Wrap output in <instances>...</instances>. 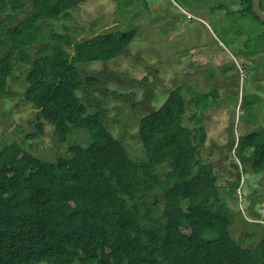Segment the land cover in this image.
Segmentation results:
<instances>
[{
  "label": "trees",
  "instance_id": "trees-1",
  "mask_svg": "<svg viewBox=\"0 0 264 264\" xmlns=\"http://www.w3.org/2000/svg\"><path fill=\"white\" fill-rule=\"evenodd\" d=\"M88 1L0 0V93L6 94L16 66H26L25 101L38 111L37 133H43L45 122L63 143L75 130L90 135L88 146L75 144L70 156L54 162L17 143L0 150V264H264V237L252 248L232 237L219 175L202 159L208 138L204 113L217 106L219 85L195 95L198 112L192 119L200 127L194 128L184 124L188 89L173 90L158 110L140 120L145 159L134 160L105 125V110L89 113L84 100L102 81L84 79L78 66L122 56L137 29L77 40L46 33L43 26ZM241 5L242 11L223 6L225 15L254 16L263 27L258 43L264 49V24L252 0ZM146 92L138 107L155 100ZM124 97L135 98L134 93ZM254 104L249 102L248 109ZM230 148L240 162L236 169L245 173L249 164L254 174L264 173V129L238 141L232 132ZM162 168L169 169L165 176ZM241 178L238 173L231 191Z\"/></svg>",
  "mask_w": 264,
  "mask_h": 264
},
{
  "label": "rangeland",
  "instance_id": "rangeland-1",
  "mask_svg": "<svg viewBox=\"0 0 264 264\" xmlns=\"http://www.w3.org/2000/svg\"><path fill=\"white\" fill-rule=\"evenodd\" d=\"M223 6L229 11L243 10L241 0H90L43 26L46 33L77 40L137 29L134 42L122 56L78 66L84 79L95 76L102 81L84 100L89 113H96L98 107L105 110V125L124 142L134 160L145 159L138 137L140 120L158 110L173 90L188 89L184 94L190 106L184 124L194 128L200 127L192 119L198 112L195 95L209 93L219 85L217 106L204 113L208 138L202 159L212 163L219 175L221 195L232 216V237L252 248L264 237V226L250 221L264 219L259 213L264 209V174H254L249 164L244 166L245 173L236 169L239 161L230 147L232 132L238 141L239 136L264 129V49L258 43V31L263 27H258V20L251 15L228 17ZM26 71V66L17 65L6 94L0 93V150L17 143L42 161L54 162L70 156L69 148L75 144L88 146L86 129L75 130L64 143L48 123L44 122L42 134L37 133L38 111L25 101ZM144 79L146 86H141ZM147 90L155 100L138 107ZM131 93L133 102L121 98ZM77 94L84 98L82 90ZM249 102L255 103L252 109H248ZM168 172L167 168L160 170L163 176ZM238 173L242 176L240 187L245 185L237 193L231 191V185ZM154 201L161 208L160 200Z\"/></svg>",
  "mask_w": 264,
  "mask_h": 264
},
{
  "label": "water",
  "instance_id": "water-1",
  "mask_svg": "<svg viewBox=\"0 0 264 264\" xmlns=\"http://www.w3.org/2000/svg\"><path fill=\"white\" fill-rule=\"evenodd\" d=\"M253 11L255 15L264 23V11L262 9V0H252Z\"/></svg>",
  "mask_w": 264,
  "mask_h": 264
},
{
  "label": "clouds",
  "instance_id": "clouds-1",
  "mask_svg": "<svg viewBox=\"0 0 264 264\" xmlns=\"http://www.w3.org/2000/svg\"><path fill=\"white\" fill-rule=\"evenodd\" d=\"M263 1V0H262ZM253 3V2H252ZM264 11V10H263ZM263 23V22H262ZM264 24V23H263ZM239 161V160H238ZM240 164V162L237 164V165H239ZM241 169H242V167H240ZM240 168H239V170H240ZM242 173H244L243 172V169H242ZM239 174H241V173H239ZM264 174V173H263ZM242 179V178H241ZM245 185V183H243V185H241V187L239 186V188H237V193L238 192H242V187ZM238 197V196H237ZM238 200H239V198H238ZM256 212V211H255ZM256 213H258V211L256 212ZM259 213L260 214H264V209H262V210H259ZM250 221H252V222H254V223H257V224H261V225H263L264 226V219H258V217H256V218H250Z\"/></svg>",
  "mask_w": 264,
  "mask_h": 264
}]
</instances>
